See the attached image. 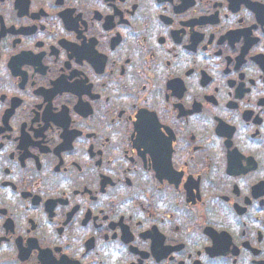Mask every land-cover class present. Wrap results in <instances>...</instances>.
<instances>
[{"label": "flooded vegetation", "instance_id": "af4514ba", "mask_svg": "<svg viewBox=\"0 0 264 264\" xmlns=\"http://www.w3.org/2000/svg\"><path fill=\"white\" fill-rule=\"evenodd\" d=\"M0 264H264V0H0Z\"/></svg>", "mask_w": 264, "mask_h": 264}]
</instances>
